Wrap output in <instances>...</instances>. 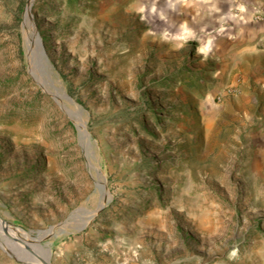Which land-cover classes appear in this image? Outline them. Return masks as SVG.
<instances>
[{"label": "rangeland", "instance_id": "rangeland-1", "mask_svg": "<svg viewBox=\"0 0 264 264\" xmlns=\"http://www.w3.org/2000/svg\"><path fill=\"white\" fill-rule=\"evenodd\" d=\"M27 4L0 0V242L103 203L39 241L49 264H264V59L236 57L227 0Z\"/></svg>", "mask_w": 264, "mask_h": 264}, {"label": "crops", "instance_id": "crops-1", "mask_svg": "<svg viewBox=\"0 0 264 264\" xmlns=\"http://www.w3.org/2000/svg\"><path fill=\"white\" fill-rule=\"evenodd\" d=\"M236 57L264 59V0H227ZM258 16V17H257Z\"/></svg>", "mask_w": 264, "mask_h": 264}, {"label": "bare ground", "instance_id": "bare-ground-1", "mask_svg": "<svg viewBox=\"0 0 264 264\" xmlns=\"http://www.w3.org/2000/svg\"><path fill=\"white\" fill-rule=\"evenodd\" d=\"M23 27H24L23 28V31H24L23 33H24V38H25L26 51L28 53V62L30 64L29 66L30 67L32 66L33 60H34V56L38 55L39 58L41 59L42 63L44 64V66L47 68V70L49 72L50 64L47 61V58H46V56H45V54L43 52V49H42L41 45L38 43L36 35L34 34L32 23L30 22V19L28 18L27 14L24 17ZM49 77H50V81H51V83L53 85V88L55 89V92L60 94V96L62 98H67L63 88L61 86H59L58 84H56L50 75H49ZM70 101H72V100H70ZM77 110L80 111L79 108H77ZM77 125H78V128H79L81 134L84 137V131H83L84 124H83V121L78 120ZM95 169L98 170L97 167H95ZM99 177L102 179V177H103L102 172H99ZM98 182H99V185H100L103 193L106 194V190H105L104 185L102 184V182H100V181H98ZM5 226L7 227L8 231H10L12 233L15 232L18 235H22V236H25L26 238H30L28 233H22L18 229L16 230V228L8 226L6 224H5ZM0 244L4 247L5 250H6V246L5 245H8L7 247H10L11 249H13V248H14V250L16 249L15 252H16V254H17V256L19 258L30 259V260L35 259V261L42 260L44 262V264H49L48 251L46 249H44L40 245L39 241L35 242V243L28 244V246H27V244L25 242H19V241H14L13 245L11 243L7 244V242H6V244L4 243L5 245H3V243H1V242H0Z\"/></svg>", "mask_w": 264, "mask_h": 264}, {"label": "water", "instance_id": "water-1", "mask_svg": "<svg viewBox=\"0 0 264 264\" xmlns=\"http://www.w3.org/2000/svg\"><path fill=\"white\" fill-rule=\"evenodd\" d=\"M31 1L32 0H28L27 8L29 7V4ZM30 22L32 23L34 34L36 35L37 40H39L37 33L35 31L34 24L31 20ZM26 54L28 56L27 51H26ZM66 97L67 99L72 100L67 95ZM102 205L103 203H99L96 209L90 210V211L86 210L83 207H76L73 210H71L60 222L54 225H50L46 229L36 230L34 231V233L32 231L27 232V233L31 239H33L35 242H38L43 238H47L48 236L58 235L60 233H63L65 231V228H64L65 226L69 228V231H67V233L78 232L82 230L84 227H86V225L94 217V215L98 212V210L102 207ZM84 211H86V213L88 212V214L80 218V214ZM11 227H17V226L11 225Z\"/></svg>", "mask_w": 264, "mask_h": 264}, {"label": "built area", "instance_id": "built-area-1", "mask_svg": "<svg viewBox=\"0 0 264 264\" xmlns=\"http://www.w3.org/2000/svg\"><path fill=\"white\" fill-rule=\"evenodd\" d=\"M258 17V16H257Z\"/></svg>", "mask_w": 264, "mask_h": 264}]
</instances>
